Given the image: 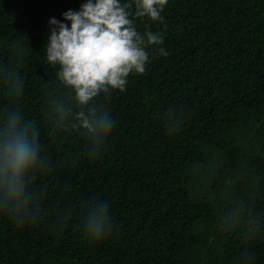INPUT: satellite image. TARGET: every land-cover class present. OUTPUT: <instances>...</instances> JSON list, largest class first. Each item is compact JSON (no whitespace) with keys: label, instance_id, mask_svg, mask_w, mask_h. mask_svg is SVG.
<instances>
[{"label":"trees","instance_id":"trees-1","mask_svg":"<svg viewBox=\"0 0 264 264\" xmlns=\"http://www.w3.org/2000/svg\"><path fill=\"white\" fill-rule=\"evenodd\" d=\"M86 0H0V66L19 69L15 106L35 121L48 167L33 182L42 210L23 222L0 212V264H264V0H168L143 74L100 94L115 127L102 149L53 132L50 94L62 90L43 49L48 21ZM124 2V0H122ZM166 26V27H165ZM10 101L0 88V109ZM109 205L99 241L81 227L87 203ZM261 220L250 240L221 227L234 202Z\"/></svg>","mask_w":264,"mask_h":264},{"label":"clouds","instance_id":"clouds-1","mask_svg":"<svg viewBox=\"0 0 264 264\" xmlns=\"http://www.w3.org/2000/svg\"><path fill=\"white\" fill-rule=\"evenodd\" d=\"M168 0H86L79 11L68 10L63 23L48 21L49 33L43 47L47 63L58 66L56 80L62 90L50 94L47 115L53 132H76L84 137L93 156L111 135L115 121L105 104L97 103L101 93L126 90L130 74H143L153 55L168 56L159 47L163 33L137 30L134 19L162 22ZM166 27V26H165ZM24 80L18 68L0 66V88L10 101L0 109V212L23 222L35 220L42 210L44 192L34 185L48 167L41 156L39 129L15 106L23 94ZM85 237L99 241L112 227L109 205L93 200L82 212ZM221 227L240 228L250 240L261 231V220L244 201H236L221 219ZM253 253L244 248L240 264H250Z\"/></svg>","mask_w":264,"mask_h":264}]
</instances>
